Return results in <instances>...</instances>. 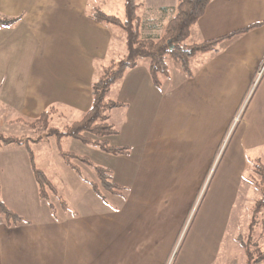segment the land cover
<instances>
[{"label":"crops","instance_id":"crops-1","mask_svg":"<svg viewBox=\"0 0 264 264\" xmlns=\"http://www.w3.org/2000/svg\"><path fill=\"white\" fill-rule=\"evenodd\" d=\"M112 1L0 0V135L26 136L9 133L8 127H25L50 107L66 124L85 115L102 67L127 52L122 30L90 17L95 7L114 15ZM258 23L223 42L218 52L196 55L191 78L174 70L158 88L149 63L139 61L113 86L108 99L121 106L109 113L117 130L109 141L128 151L100 149L107 156L96 166L111 174L107 162L121 161L115 165L121 193L97 195L91 186L97 182L94 168L78 163L80 172H74L87 192L74 211L60 217L54 203L50 208L39 197L25 146H3L1 197L23 221L8 225L0 219V264H166L249 96L237 137L226 145L205 191L203 215H214L207 210L220 186L238 181L254 159L264 162V0H212L192 27L194 44ZM49 140L30 144L44 171L51 163L38 149ZM88 168L94 170L92 179L83 175Z\"/></svg>","mask_w":264,"mask_h":264},{"label":"trees","instance_id":"trees-1","mask_svg":"<svg viewBox=\"0 0 264 264\" xmlns=\"http://www.w3.org/2000/svg\"><path fill=\"white\" fill-rule=\"evenodd\" d=\"M123 1V18L108 14L99 7H95L90 13V17L100 24L114 26L124 32L127 52L124 56H120L102 67L100 76L92 84V104L85 115L62 128L51 127L50 123L56 113V108L50 107L29 123V125L40 129L44 134L43 136L31 139L0 135V149L8 144L25 146L38 184L39 197L48 201L50 208H54L50 197L51 195L58 196L57 190L46 172L37 165L34 151L30 145L32 142L55 138L60 155L70 169L79 173L78 163L94 168L97 182L91 183V186L97 195L100 196L103 191L121 193L122 187L112 181L110 171L107 168L94 165L86 156L63 150L61 142L70 138L84 145H96L104 152L126 153L127 148H116L109 141V138L117 133L116 128L109 121V113L120 107L121 103L110 101L108 94L128 70L135 68L141 59L147 58L151 81L154 86L159 88L162 86L163 80L171 75L168 66V58H171L181 71L191 78L195 74L192 59L196 55L216 53L223 42L261 25L259 23L253 24L215 39L186 44L192 27L204 15L212 0ZM1 21L5 24L12 20L2 19ZM249 181L262 195L254 204L253 208L256 213L264 210V162L262 160L254 159L251 162ZM1 193L0 182V219L3 218L8 225L21 223L23 219L6 206ZM62 203L65 204L64 201ZM239 241L245 248L247 264H264V249L258 244H253L251 236L247 240H244L243 236H239Z\"/></svg>","mask_w":264,"mask_h":264},{"label":"rangeland","instance_id":"rangeland-1","mask_svg":"<svg viewBox=\"0 0 264 264\" xmlns=\"http://www.w3.org/2000/svg\"><path fill=\"white\" fill-rule=\"evenodd\" d=\"M110 11L114 15L123 18V0L112 1V9H110ZM186 44H191V40L188 39ZM7 61L10 62L11 60ZM18 62H21V60L18 59ZM146 62L149 63L147 58L140 60V64L142 65L146 64ZM1 65L3 64L0 63V66ZM168 66L170 71L181 70L171 58H168ZM246 102L247 101L244 102V105L237 116H240V112L241 114L243 113ZM55 115L52 118L50 126L56 128L64 127L66 125L65 120L60 117L55 118ZM235 119L226 132L223 147L216 157L215 165L210 173L208 182L201 191L197 200L194 202L190 214L187 213L188 216L186 221L179 232L180 234L177 236L176 245H174L173 250L170 252V256L166 264H247L246 251L239 241V236H243L244 240L249 239L251 236L253 244H258L260 247L264 246V210L255 213L253 208L255 202L259 200L262 195L249 181L248 177L251 174L250 163L244 166L238 181L233 183L230 182L228 184L225 183L224 186L219 187V190L214 197V202L207 210L209 214L214 215H211L209 218L207 214L203 215L204 212H206V207L208 205V198L203 202L204 194L210 179L213 176L214 170L219 163L221 154L226 145L230 142V140H234V138L237 137V133L235 132L240 119L237 124H234ZM29 123H27L28 125L25 127L20 125L19 127H8V129H10L9 133L26 135L24 138L31 139H37L38 137L44 135L40 129L29 125ZM55 142V138H50L49 141H43L38 149V154L44 160L51 163H46L43 167L46 168L45 172L57 190L58 196L51 195V201L55 204V208L58 212L57 215L62 217L64 215L63 213L75 210L74 204H79L82 200H84L83 196L87 191L85 185L81 183V180L83 179L82 176H79L77 173L72 171L62 161L61 156H56V153L58 154L59 147ZM61 145L62 149L65 151L85 153L84 155L87 157L90 156V160L95 165H100V161H102L101 159H104L105 156H107L96 145H89L84 148L79 147L81 145L70 138L64 139ZM86 152H89V156L86 155ZM56 157H58L57 161L53 160V163L52 159ZM118 162L121 161L113 160L111 162H107L111 163L112 166L111 168L110 166L106 167L111 169L113 182L117 180L120 183H123L120 171L116 169ZM93 174L94 170L92 168H88L87 171H84L83 175L87 179H92ZM213 187H210V190ZM103 193L108 198V194L106 192ZM63 201L65 204L62 203ZM79 210L80 208H76V211ZM201 230L203 232H201Z\"/></svg>","mask_w":264,"mask_h":264},{"label":"built area","instance_id":"built-area-1","mask_svg":"<svg viewBox=\"0 0 264 264\" xmlns=\"http://www.w3.org/2000/svg\"><path fill=\"white\" fill-rule=\"evenodd\" d=\"M249 97H250V96H249ZM249 97H248V99H249ZM248 99H247V100H248ZM247 100H246V101H247ZM241 115H242V114H241V112H240V116L238 115V116L236 117L234 124H237V122H238L239 119L241 118Z\"/></svg>","mask_w":264,"mask_h":264}]
</instances>
